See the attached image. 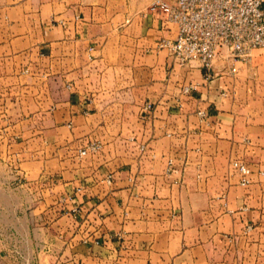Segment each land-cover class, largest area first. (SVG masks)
Returning <instances> with one entry per match:
<instances>
[{"label": "crops", "instance_id": "obj_1", "mask_svg": "<svg viewBox=\"0 0 264 264\" xmlns=\"http://www.w3.org/2000/svg\"><path fill=\"white\" fill-rule=\"evenodd\" d=\"M150 2L0 0V264H264V49L205 80Z\"/></svg>", "mask_w": 264, "mask_h": 264}, {"label": "built area", "instance_id": "obj_2", "mask_svg": "<svg viewBox=\"0 0 264 264\" xmlns=\"http://www.w3.org/2000/svg\"><path fill=\"white\" fill-rule=\"evenodd\" d=\"M148 11L177 27L175 38H161L157 48L166 50L179 67L197 62L205 80L235 76L237 63L250 61L256 49H264V0H151ZM195 88L196 84L189 83L182 85L180 92L188 94ZM151 111L150 103L143 106L145 115ZM197 113L202 119L206 116L204 111ZM244 142L250 144L247 139ZM99 149V141H90L78 154H96ZM171 167L168 160L166 175ZM230 170L240 185L251 182V170L244 159H231ZM111 180V176L105 178L107 184Z\"/></svg>", "mask_w": 264, "mask_h": 264}, {"label": "rangeland", "instance_id": "obj_3", "mask_svg": "<svg viewBox=\"0 0 264 264\" xmlns=\"http://www.w3.org/2000/svg\"><path fill=\"white\" fill-rule=\"evenodd\" d=\"M0 219H2L3 222L5 221L4 217H0Z\"/></svg>", "mask_w": 264, "mask_h": 264}]
</instances>
